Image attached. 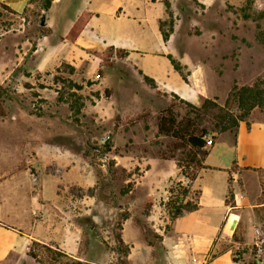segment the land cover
Wrapping results in <instances>:
<instances>
[{
	"label": "rangeland",
	"instance_id": "rangeland-1",
	"mask_svg": "<svg viewBox=\"0 0 264 264\" xmlns=\"http://www.w3.org/2000/svg\"><path fill=\"white\" fill-rule=\"evenodd\" d=\"M47 2L31 0L22 13L0 5V176L13 212L5 219L35 233L36 264H185L162 235L170 190H183L176 167L167 162L156 182L147 173L178 143L159 133V115L173 105L179 120L193 117L217 137L220 108L240 113L228 100L234 85L264 79V18L243 19L245 0ZM253 9L264 12V0ZM85 10L93 16L72 42ZM206 98L219 107L189 104ZM249 117L264 119V108ZM151 191L160 208L146 215Z\"/></svg>",
	"mask_w": 264,
	"mask_h": 264
},
{
	"label": "crops",
	"instance_id": "crops-1",
	"mask_svg": "<svg viewBox=\"0 0 264 264\" xmlns=\"http://www.w3.org/2000/svg\"><path fill=\"white\" fill-rule=\"evenodd\" d=\"M30 1L0 0V3L22 13ZM151 160L147 173H153L154 182L163 176L164 165L170 162L176 167L175 177L189 184L190 191H199L198 209L174 219L169 212L164 216L168 226L163 228V242L174 259L185 264H249L255 227L264 225V200H261L264 197V119L248 117L234 129L221 132L203 159L204 167L192 181L181 173L175 158L164 157L162 162ZM160 167L162 170L157 171ZM170 173L174 172L170 170ZM3 187L0 176V264H36L28 251L30 241L37 236L5 219L12 211L3 206ZM149 197L155 198L149 211L153 215L160 208L158 194L151 191ZM241 223L242 246L246 249L243 260L236 261L232 256L236 246L233 237Z\"/></svg>",
	"mask_w": 264,
	"mask_h": 264
},
{
	"label": "trees",
	"instance_id": "trees-1",
	"mask_svg": "<svg viewBox=\"0 0 264 264\" xmlns=\"http://www.w3.org/2000/svg\"><path fill=\"white\" fill-rule=\"evenodd\" d=\"M50 3L51 0H48L44 8H49ZM254 3L255 0H245V5L241 8L243 19L259 20L264 18V12L257 13L254 11ZM0 5L7 10L15 12V10L6 4L0 3ZM92 16L93 13L91 11H83L68 33V39L70 41L75 42L80 37ZM169 36L170 33L164 32L163 38L165 41L169 39ZM257 38L264 44V30H259ZM97 55L101 60L106 59L108 62L109 58L112 56V54H108L107 57H104L102 54ZM170 58L175 68L182 71L181 65L171 56ZM228 100H233L237 104L240 113L234 114L233 112L225 111L220 108L222 111V113L220 112V121L222 125L219 124V130L221 132L237 127L239 121L247 119L255 107L264 108V79H260L251 85H234ZM76 104H78V100H76L75 108L77 112H80L81 105ZM189 104L195 110L219 107V104L211 98H206L200 107L191 103ZM158 130L160 134L172 137L178 141L172 149L165 151L163 156L165 158H175L178 166L181 168V173L190 181L194 180L197 176V171L204 167L203 159L208 153V149H206V136L210 133L208 128H200L196 119L193 117L179 120L174 106L170 105L163 109L159 115ZM215 138L214 136V139ZM184 150H186L184 157L177 154L179 151ZM179 186L180 189L183 188L182 192H176V190L171 189L169 200L166 202V207L171 219L181 216L184 212L194 211L199 207V191H190V186L184 185L182 180L179 182ZM228 202H230V199ZM151 205L152 203L148 202L144 212L146 215H149ZM242 224L243 223L239 225L237 232L234 234L233 241L234 244H240L244 252L246 248L242 246L244 243V238L241 236L244 232ZM119 238L120 244L124 245V239L120 236ZM125 251L127 252L128 248H125ZM31 254L35 259H38L39 256L36 252L31 250ZM241 257V260L239 259L236 261H242L243 256L241 255Z\"/></svg>",
	"mask_w": 264,
	"mask_h": 264
},
{
	"label": "built area",
	"instance_id": "built-area-1",
	"mask_svg": "<svg viewBox=\"0 0 264 264\" xmlns=\"http://www.w3.org/2000/svg\"><path fill=\"white\" fill-rule=\"evenodd\" d=\"M207 139V147H211L214 144V138L210 137V135L206 136ZM31 180L34 185H37L39 180L36 174H32ZM251 258L255 264H262L264 261V225H258L255 227L254 238L251 245ZM243 249H241L240 244H236V246L232 249V256L235 260H241L243 256Z\"/></svg>",
	"mask_w": 264,
	"mask_h": 264
},
{
	"label": "water",
	"instance_id": "water-1",
	"mask_svg": "<svg viewBox=\"0 0 264 264\" xmlns=\"http://www.w3.org/2000/svg\"><path fill=\"white\" fill-rule=\"evenodd\" d=\"M42 24H44V17L42 18Z\"/></svg>",
	"mask_w": 264,
	"mask_h": 264
}]
</instances>
